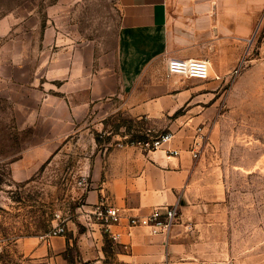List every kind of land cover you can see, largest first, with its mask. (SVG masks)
<instances>
[{"label": "crops", "instance_id": "crops-1", "mask_svg": "<svg viewBox=\"0 0 264 264\" xmlns=\"http://www.w3.org/2000/svg\"><path fill=\"white\" fill-rule=\"evenodd\" d=\"M114 1L110 35L82 36L70 22L64 34L51 25L38 39L33 28L31 38L0 40L1 131L33 133L35 150L16 178L33 177L26 172L36 159L81 142L79 179L88 184L78 182L80 202L105 201L141 216L178 203L186 213L204 151L194 156L197 134L214 130L233 71L264 58V0ZM171 57L207 58L210 76L169 74ZM151 123L172 131L171 143L151 151L118 145L126 136L144 138ZM169 148L179 154L168 156ZM66 229L14 245L37 264H190L196 256L178 227L163 235L139 225L119 240L71 219Z\"/></svg>", "mask_w": 264, "mask_h": 264}, {"label": "rangeland", "instance_id": "rangeland-1", "mask_svg": "<svg viewBox=\"0 0 264 264\" xmlns=\"http://www.w3.org/2000/svg\"><path fill=\"white\" fill-rule=\"evenodd\" d=\"M116 16L114 0H0V40L31 38L33 28L38 39L51 25L64 34L70 22L82 36H107ZM252 52L259 54L256 47ZM230 82L224 109L202 143L194 201L186 213L179 207L173 226L189 239L187 251L196 255L190 264H264V58L237 67ZM149 127L144 137L166 131H157L161 124ZM32 134L0 126V264H37L14 243L42 236L61 220L93 225L77 212L81 142L36 159L26 172L33 177L16 178L18 166L35 153Z\"/></svg>", "mask_w": 264, "mask_h": 264}, {"label": "built area", "instance_id": "built-area-1", "mask_svg": "<svg viewBox=\"0 0 264 264\" xmlns=\"http://www.w3.org/2000/svg\"><path fill=\"white\" fill-rule=\"evenodd\" d=\"M210 67V60L207 58L171 57L168 59V73L183 77L206 79L210 76ZM198 130H201V128H198ZM173 137L174 133L172 131H165L150 138L126 136L119 140L118 145L139 146L144 150L151 151L168 145ZM206 138V133L199 132L197 134L195 138V146L197 147L194 152L195 157H198L202 143ZM176 154H179L178 149H168V156ZM79 183L87 185V177L82 176ZM179 207L178 203L159 205L154 207L149 215L141 216L132 214L123 207L108 204L105 201L93 205L81 201L77 206V212L88 224L98 225L103 233L114 240H119L124 234L132 236L134 228L139 225L147 226L152 234L168 235L175 224ZM58 218H60V215H58ZM124 221H126L125 230L118 229L117 227L121 226ZM66 230V222L61 220L42 237L48 241L52 237L65 234Z\"/></svg>", "mask_w": 264, "mask_h": 264}, {"label": "trees", "instance_id": "trees-1", "mask_svg": "<svg viewBox=\"0 0 264 264\" xmlns=\"http://www.w3.org/2000/svg\"><path fill=\"white\" fill-rule=\"evenodd\" d=\"M145 138V137H144Z\"/></svg>", "mask_w": 264, "mask_h": 264}]
</instances>
